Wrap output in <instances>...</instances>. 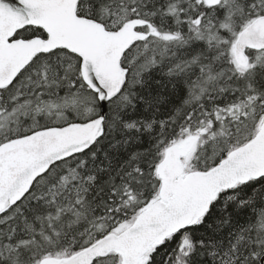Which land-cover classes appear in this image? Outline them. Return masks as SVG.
<instances>
[{
  "label": "snow or ice",
  "instance_id": "1",
  "mask_svg": "<svg viewBox=\"0 0 264 264\" xmlns=\"http://www.w3.org/2000/svg\"><path fill=\"white\" fill-rule=\"evenodd\" d=\"M0 264H264V0H0Z\"/></svg>",
  "mask_w": 264,
  "mask_h": 264
}]
</instances>
